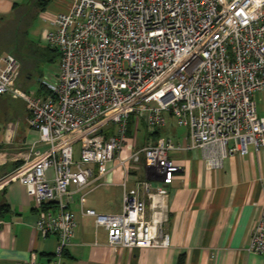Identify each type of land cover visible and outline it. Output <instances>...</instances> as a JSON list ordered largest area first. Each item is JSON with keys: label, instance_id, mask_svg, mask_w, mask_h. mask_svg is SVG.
<instances>
[{"label": "built area", "instance_id": "1", "mask_svg": "<svg viewBox=\"0 0 264 264\" xmlns=\"http://www.w3.org/2000/svg\"><path fill=\"white\" fill-rule=\"evenodd\" d=\"M48 21L43 40L56 48L58 69L41 78L45 94L22 90L16 57L0 58V97L23 99L36 141L47 146L33 142L18 153L22 162L0 178V189L19 181L35 200L37 236L56 237L48 261L33 250L13 264H68L77 227L69 187L87 185L90 164L102 170L110 160L126 174L144 164L150 177L124 188L120 212L81 206L80 213L115 250L167 247L168 185L181 169L168 152L178 145L159 136L121 156L128 117H141L150 131L174 117L189 129L186 147H200L213 168L248 145L264 146V117L253 99L264 89V0H70ZM247 250L264 255V207Z\"/></svg>", "mask_w": 264, "mask_h": 264}, {"label": "crops", "instance_id": "2", "mask_svg": "<svg viewBox=\"0 0 264 264\" xmlns=\"http://www.w3.org/2000/svg\"><path fill=\"white\" fill-rule=\"evenodd\" d=\"M58 1L51 0L39 11L36 0H0V23L14 22L17 32L14 36L25 45L20 49L18 43L1 42L0 38V58L6 52L21 54L17 85L32 95H43L45 89L40 83L35 91L30 90L32 75L25 66L26 45L29 48L23 35L25 25L36 19L33 17L44 23L40 42L51 51L48 60L57 61L58 66L56 48L43 40L45 30L52 27L48 19L57 12L67 11L70 6L69 1L59 8ZM43 15L46 18H42ZM253 99L257 114L264 117V89L254 92ZM11 108L14 113L8 114L6 110ZM0 118L5 122L0 132L1 178L14 168V163L22 162L18 153L33 142L40 150L47 146L36 141L38 131L29 127L27 107L20 97L12 94L0 97ZM165 118L164 125L150 131L141 117L130 114L120 155L127 156L159 136L170 138L178 145L168 152L169 158L181 166L168 185V220L164 228L170 235L169 245L115 250L107 245L105 230L96 227L91 217L80 213L81 206L106 213L120 212L124 188H133L136 182L150 177L144 164L129 168L126 174L116 160H110L102 170L97 164H90L87 185L69 187L72 192L69 209L74 213L77 227L65 250L64 261L68 264H264V255L247 250L252 228L264 207V146L255 150L248 145L245 154L229 155L221 166L213 168L205 162L200 147H186L188 127L178 125L170 115ZM74 157H78L77 149ZM47 175L52 176L51 169L47 170ZM151 183L156 186L160 181L151 179ZM0 203L7 204L0 224V264L25 260L33 250L39 260L48 261L55 249L56 237L37 236L33 228L37 218L34 198L26 194L19 181L13 180L0 189Z\"/></svg>", "mask_w": 264, "mask_h": 264}, {"label": "rangeland", "instance_id": "3", "mask_svg": "<svg viewBox=\"0 0 264 264\" xmlns=\"http://www.w3.org/2000/svg\"><path fill=\"white\" fill-rule=\"evenodd\" d=\"M70 0H59L57 3H60V5L58 6L59 8H63L64 5L63 3L65 2H69ZM53 3V2H51ZM36 19H33L31 22L29 21L28 24L25 25V31L26 33H23V35L25 36V40L26 42H28V46L29 48H27L26 45V56H25V62H26V70H28L30 72V74L32 75L31 79H32V83L30 85V90L31 91H35L36 87L38 86V84H40L41 82V78L50 71H55L58 69L57 66V61H49L48 60V56L51 54L45 43H41L40 42V35H41V31H42V27L44 25V23L37 17H33ZM14 22L9 23V24H2L0 23V38H1V42L3 41H7L12 43L13 41L18 43V45H20V49H24L23 46H25L23 44V42H21L20 40H16L14 34L17 33L15 32V28L13 27ZM20 33V31H19ZM16 40V41H15ZM12 54L16 57L17 60H19L20 58H22V56L18 55L17 53L14 52H6V54ZM27 60V61H26ZM20 69V68H19ZM4 111V110H3ZM6 112L9 114H13L14 111L12 110V108L10 110H6ZM4 114V113H3ZM6 114V113H5ZM6 114V116L8 115ZM5 115L2 117L4 118ZM2 118H0V132H2L3 130V126L4 123ZM2 134V133H1ZM75 149H77L79 146L78 144H76Z\"/></svg>", "mask_w": 264, "mask_h": 264}, {"label": "trees", "instance_id": "4", "mask_svg": "<svg viewBox=\"0 0 264 264\" xmlns=\"http://www.w3.org/2000/svg\"><path fill=\"white\" fill-rule=\"evenodd\" d=\"M50 1L51 0H36L35 5H36V7L39 8V11H43ZM13 165H14V167H16L19 165V163L17 162V163H14ZM6 207H7V204L0 203V217L2 216V212H4Z\"/></svg>", "mask_w": 264, "mask_h": 264}]
</instances>
